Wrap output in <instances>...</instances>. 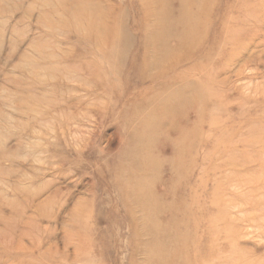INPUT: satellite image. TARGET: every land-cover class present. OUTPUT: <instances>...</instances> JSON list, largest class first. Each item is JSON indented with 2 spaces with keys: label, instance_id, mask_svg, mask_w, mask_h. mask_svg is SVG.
<instances>
[{
  "label": "rangeland",
  "instance_id": "rangeland-1",
  "mask_svg": "<svg viewBox=\"0 0 264 264\" xmlns=\"http://www.w3.org/2000/svg\"><path fill=\"white\" fill-rule=\"evenodd\" d=\"M111 2L0 0V264H264V0H209L153 80L132 63L150 1ZM108 33L131 50L100 68ZM184 83L191 102L138 135Z\"/></svg>",
  "mask_w": 264,
  "mask_h": 264
},
{
  "label": "bare ground",
  "instance_id": "bare-ground-1",
  "mask_svg": "<svg viewBox=\"0 0 264 264\" xmlns=\"http://www.w3.org/2000/svg\"><path fill=\"white\" fill-rule=\"evenodd\" d=\"M106 1L110 5L109 8H111V11H113V9L115 10V6L112 4L111 0ZM147 1H150L147 4L148 16L144 20L145 28L143 27L144 29L141 32L143 33L142 37L144 39V42H141L140 44L142 50L141 56L143 57L139 61L138 59H133L132 61L133 65L138 69V76L141 80H153L159 78V76L168 75L172 70L187 61L188 58L183 56V53L181 54L177 50L181 46L188 44L192 40L191 38L193 32L191 31V27L197 30L198 21H200L202 24L204 15L206 13V7L209 2V0ZM87 39L91 40L92 37H87ZM97 41L98 43H100L99 53L102 55V57H106L107 59L104 60V64H98L100 68H104L112 62H114V64L121 65V61H124L125 53L127 54V51L131 50L132 39L130 38L124 39L121 47V33H115V38H112L110 36V33L104 34L102 36H99L97 38ZM110 44L111 46L116 47L114 51L110 50ZM80 70L81 73L87 74V76L92 80L87 88L90 94H99L98 90L100 89H103V91L106 90L107 83L103 85V82H100L98 80L99 71H97L96 69L92 71L87 66L81 68ZM151 71H153L154 73L152 77ZM120 72L121 70L118 71V74H120ZM193 86L194 84L184 83L181 85L182 89H179L176 92L164 94L160 98V100H168L170 106H163V109H154V107L149 106L148 111L140 113V115L137 116L139 118V123L134 126L138 135L141 134L144 129L148 128L149 125H157L159 122H161L160 119L164 115L161 112L171 113L179 109L181 106L183 107V105H185V102H191L192 96L187 91V87ZM174 103L176 104L174 105ZM119 159L121 163V158ZM125 173L127 174V171ZM115 175L119 179V181H121V164L115 167ZM119 186L121 190V183ZM133 189L134 186H132V190ZM132 192V196L135 197L136 204H139V209H141L143 212L149 213V211H152V209L155 208L156 205H158L156 199H153V192L149 189L148 191H144V187L142 185H140L138 191L135 192V190H133ZM148 193L150 195H146ZM147 197L148 200H146ZM142 200H146V203ZM127 208L129 209L130 214L133 216L135 235L147 233L149 229H145V226L143 227L142 225H139V223L134 221L135 211L133 210L131 204L128 205ZM150 231L151 230H149V232ZM166 256L168 255L166 254Z\"/></svg>",
  "mask_w": 264,
  "mask_h": 264
}]
</instances>
